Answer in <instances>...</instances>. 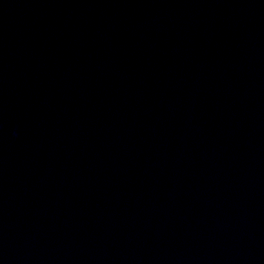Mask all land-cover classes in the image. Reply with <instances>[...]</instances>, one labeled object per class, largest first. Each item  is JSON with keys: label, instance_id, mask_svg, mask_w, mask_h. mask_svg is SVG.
<instances>
[{"label": "water", "instance_id": "water-1", "mask_svg": "<svg viewBox=\"0 0 264 264\" xmlns=\"http://www.w3.org/2000/svg\"><path fill=\"white\" fill-rule=\"evenodd\" d=\"M120 0H0V264H82Z\"/></svg>", "mask_w": 264, "mask_h": 264}]
</instances>
